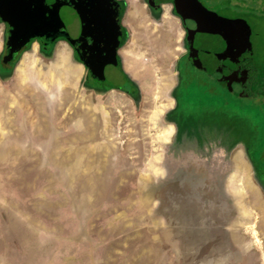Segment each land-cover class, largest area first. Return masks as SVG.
<instances>
[{
	"label": "rangeland",
	"instance_id": "obj_1",
	"mask_svg": "<svg viewBox=\"0 0 264 264\" xmlns=\"http://www.w3.org/2000/svg\"><path fill=\"white\" fill-rule=\"evenodd\" d=\"M120 1L129 6V0ZM160 1L164 0L157 3ZM200 1L205 10L249 22L253 62L233 76L231 87L235 91L262 86L263 0ZM126 30L129 40L130 30ZM59 43L56 41L50 51L39 42L25 50L31 57L26 68L27 87L19 107L13 105V98L9 104L13 123H6L2 109H7L0 107V264H264V188L248 156L249 151L264 178V92L258 99L241 98L202 75L190 71L182 76L184 82L175 92L181 101L177 118L183 126L187 117L195 114L190 124L198 128L197 119L205 117L203 125L214 128L199 145L232 139V155L243 144L248 148L247 161L238 162L232 180L235 195L240 184L246 190L244 203L239 197L235 202L228 194L232 208L216 207L214 202L211 209L206 208L213 214L210 222L198 225L204 212L200 203L189 206L172 199L169 207L166 203L160 208L156 191L170 180L179 183L180 174L192 167L224 186L234 165H214L212 159L204 162L193 153L179 158L192 166L175 164L172 159L163 164L164 145H140L135 132L141 126L131 124L128 118L125 126L122 124V145H114L108 134L105 143L102 138L99 142L96 130L82 124L83 111L92 105L97 108L84 86L87 67L81 62L78 69L66 54L57 56ZM183 43L181 38L178 44ZM169 44L176 45L174 40ZM69 47L76 63L74 49ZM115 61L118 69H123L121 61ZM60 63L67 70L62 72ZM25 66L22 63L20 70ZM115 69L109 49L101 70L109 77ZM177 69L185 70L180 61ZM0 70L9 69L0 62ZM163 70L161 77L169 80ZM16 78L17 73L11 77L10 89L16 87ZM256 79L263 81L257 83ZM108 98L103 106L113 107L116 96ZM112 119L106 118L105 129L113 125ZM82 130L88 133L83 135ZM185 133L190 134L188 143L194 144L191 132ZM153 156V168L164 169V178L153 174ZM218 157V163L224 162L223 156ZM241 179L245 183L238 184Z\"/></svg>",
	"mask_w": 264,
	"mask_h": 264
},
{
	"label": "crops",
	"instance_id": "obj_2",
	"mask_svg": "<svg viewBox=\"0 0 264 264\" xmlns=\"http://www.w3.org/2000/svg\"><path fill=\"white\" fill-rule=\"evenodd\" d=\"M128 5L129 6L125 8L123 23L124 27L130 30V37L129 40L127 39L126 42L121 45L118 53L119 58L122 60L121 65L123 66L125 75L135 82L139 90L138 94L136 96L131 95L125 88L113 87L106 89V87L103 86H91V84L86 81L88 83L85 82L84 84L87 89L86 91L92 94L93 104L97 105V108L94 109L92 105L91 109L83 111V126L96 130L97 133L95 138H98L99 142L100 138H102L105 143L108 134V138L113 139L114 145H122L119 141L122 133L125 132L122 130V124L125 126L127 122L124 119L128 118L131 124L133 123L135 125L136 122L137 126H141L137 128L135 132L137 135V142H139L140 145H164V150H167V153L164 152L163 154V164H166L168 161L170 162L172 159L175 164L192 166V163H187V161L185 162V160L179 158L181 155L190 157L193 153L203 158L205 160L204 162H209L210 159H212L214 165L224 164L225 166L230 165V167L234 165V168H231V173L224 181V191L235 199V202L236 197H239L244 203L243 197L246 190L240 182L245 183V180L241 179L237 181L241 187L237 195H235L236 191H233L234 184L232 180L233 176L237 173L238 162L242 161V159L247 161V146L244 144L241 145L235 155H232L235 149L232 139L231 141L229 140L228 143H225V140L219 139L214 144L208 140L207 145H199L202 141H206L209 135H212L214 128L203 125L205 117L197 119L200 125L198 128L194 126V123L190 124V120L194 121L195 114L194 116H188L187 119L189 121H187V123L184 122L185 124L183 126L180 118H177V114L181 108V101L178 99L175 92L183 84L182 82H184L182 80L183 75H181L182 81H179V70L177 69V63L184 53L183 44H178V41L180 42V39H184L185 36V28L183 27L181 18L174 12L171 3H165L160 6V9L155 11L149 8L146 0H135L134 2L129 0ZM133 18H135V20ZM5 39L6 25L0 21L1 65L5 51ZM172 40L176 43L174 47H171V44H169ZM58 41L61 43H59L60 47L57 50V56L58 54L60 56L66 54L71 64L77 66L78 69L81 68L80 66H82V63L77 55L76 63L74 59H72V56H70V53L73 51H71L67 41ZM62 46L65 48L63 47L60 52L59 49ZM23 53L12 70L3 65L4 68L9 70L7 72L0 70V107L7 109H2V114L5 115H0V117L3 116L5 118L7 115V124L13 123L9 117L10 111L8 110L9 104L13 101L12 98L14 99L12 103L15 107H19L22 104L21 102L24 101L27 87L26 68L27 63H30L31 57H29L25 51ZM22 63L26 66L20 70ZM60 69L62 72L65 69L67 70L61 63ZM161 69H164L163 71L166 73L169 80L163 78L164 74L161 72ZM16 73L17 85H14H16L17 88L14 86V89H10L9 83L11 77H16ZM160 74H162L163 77H161ZM77 83L78 82L74 83V85H77ZM113 94L117 98V100L114 98V103H112L113 107H104L108 103V96ZM106 118H111L114 121L112 126L107 127L108 131L107 128L105 129ZM119 122L120 126L118 125ZM184 126L185 129L183 128ZM117 128L118 131H116ZM186 130L191 132L192 140L195 141L194 144L188 143L190 134H186ZM215 130H217V128H215ZM0 132H2V130H0ZM129 132L134 133L132 130ZM80 133L84 135L88 133V130H82ZM189 152L191 153L189 154ZM219 155L223 156V160H220L224 162L218 163ZM248 156L249 160L253 163L254 159H252L249 154ZM154 159L155 157L153 156L151 158L153 174L155 176L161 174V178H164L166 176V171L164 169L162 172L159 171V168H153L156 167L153 162ZM203 164L206 165V163ZM194 165L199 166L196 163ZM199 168L201 167L199 166ZM210 178L213 179L212 177Z\"/></svg>",
	"mask_w": 264,
	"mask_h": 264
},
{
	"label": "water",
	"instance_id": "obj_3",
	"mask_svg": "<svg viewBox=\"0 0 264 264\" xmlns=\"http://www.w3.org/2000/svg\"><path fill=\"white\" fill-rule=\"evenodd\" d=\"M146 1L158 7L156 0ZM173 3L188 32L191 65L200 67L202 73L221 81L223 88L232 91L230 80L249 69L253 62L250 40L253 30L249 22L243 17L205 10L200 0ZM0 21L7 28L4 67L13 68L21 54L35 42L48 48L55 41L65 40L87 67L89 84L127 86L124 70L118 69L117 61L114 62L119 59L124 33L120 0H0ZM109 49L116 69L108 77L101 67ZM232 92L241 98L258 99L264 92V84Z\"/></svg>",
	"mask_w": 264,
	"mask_h": 264
},
{
	"label": "trees",
	"instance_id": "obj_4",
	"mask_svg": "<svg viewBox=\"0 0 264 264\" xmlns=\"http://www.w3.org/2000/svg\"><path fill=\"white\" fill-rule=\"evenodd\" d=\"M262 2H264V0ZM121 3L123 5V16H124L125 8H126L124 5L126 4V2L121 1ZM262 10L264 9L262 8ZM124 30L127 33L125 27ZM126 40H127V35L124 37L122 44H124ZM51 47L52 44L49 47L48 51L51 50ZM119 60L122 61L121 58H119ZM127 79L129 81V84L127 85V87H125V90L129 92L131 95L136 96L139 91L137 85L128 76ZM105 87L106 89L113 88L108 86ZM196 170H197L196 167H192L191 169L190 168L187 169L188 172H186V174H183V176L180 174L181 178H179V183L170 180V182L168 181V183H163L161 185L162 188L159 191H156L159 192L157 193V198L160 201V208H164L166 203H169L167 206L169 207L171 202H173L172 199L180 201V204H187L189 206L192 205V203L194 202L200 203L203 210H206L207 206H209L211 209L214 202L216 203V207H223L224 205H228L230 208H232L231 197H229V195L224 191V187H222V184L218 185L217 181L214 180L212 181L210 176L207 175L205 177L203 173H198ZM150 188L152 192H154L155 187L150 185ZM163 191L164 194H162ZM148 194H150V192H148Z\"/></svg>",
	"mask_w": 264,
	"mask_h": 264
},
{
	"label": "flooded vegetation",
	"instance_id": "obj_5",
	"mask_svg": "<svg viewBox=\"0 0 264 264\" xmlns=\"http://www.w3.org/2000/svg\"><path fill=\"white\" fill-rule=\"evenodd\" d=\"M157 1V0H156ZM147 2V1H146ZM174 0H164V1H160V2H158L157 3V5H158V7H152V6H150V5H148L149 6V8L152 10V11H155V10H158V9H160V6L161 5H163V4H165V3H171V5H172V7H173V9H174V12H175V5H174ZM202 2V1H201ZM202 4H203V2H202ZM203 6H204V4H203ZM204 8H205V6H204ZM210 11H213V10H210ZM179 16V15H178ZM239 17V16H238ZM181 18V17H180ZM181 21H182V24H183V27L185 28V36H184V43H183V46H184V53H183V55H182V57H181V59H180V62L182 63V65H183V67L185 68V70H183L184 72H180V70H179V81H182L181 80V75H184V74H188L190 71L191 72H193V73H195V74H198V75H202L203 77H205V78H207V79H209V81H211V82H213L215 85H219V86H221L222 87V82L221 81H219V80H215V79H213V77L212 76H208V75H205L204 73H202L201 71H200V67H194L193 65H191V63H190V59H189V53H190V48H189V38H188V32H187V29H186V27H185V25H184V22H183V20H182V18H181ZM6 30H7V28H6ZM124 32H125V30H124ZM126 35V34H125ZM125 35H124V33H123V39H122V42H123V40H124V37H125ZM56 42V41H55ZM55 42H53L52 43V45L55 43ZM41 44V43H40ZM42 45V44H41ZM51 46V44L48 46V48L47 47H45L44 45H42V47H44V49L45 50H48L49 49V47ZM6 49V48H5ZM263 74H264V71L262 72ZM185 76V75H184ZM260 80V79H259ZM231 81H232V79L230 80V82L229 83H231ZM263 81V80H262ZM262 81L260 80V82L262 83ZM127 82H128V80H127ZM259 82V83H260ZM264 82V81H263ZM128 84H129V82H128ZM127 84V85H128ZM125 87H127V86H125ZM124 87V88H125ZM247 151H248V148H247ZM248 154H249V151H248ZM254 164H255V166H257V168H255V166H254V164H253V167H254V169H255V172L258 174L256 177L258 178V181L259 180H261V182H262V187L264 188V178H263V173H260V171H259V166L256 164V162H255V160H254V162H253ZM208 176H210L211 177V175H208ZM212 181H213V179H212ZM222 187H223V184H222ZM263 194H264V190H263ZM191 208H193V207H191ZM230 208V207H229ZM213 214H211V213H209L208 211H206V210H204V212H203V214H201L200 215V219H201V221L199 220V219H197V223H198V225L199 224H201V223H209L210 222V217L212 216Z\"/></svg>",
	"mask_w": 264,
	"mask_h": 264
}]
</instances>
